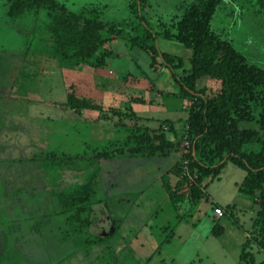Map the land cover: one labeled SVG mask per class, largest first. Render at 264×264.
Returning <instances> with one entry per match:
<instances>
[{
    "label": "rangeland",
    "instance_id": "rangeland-1",
    "mask_svg": "<svg viewBox=\"0 0 264 264\" xmlns=\"http://www.w3.org/2000/svg\"><path fill=\"white\" fill-rule=\"evenodd\" d=\"M56 1V11L25 5L12 13L13 1L0 0V73L11 77L0 78V94L17 88L35 101L32 112L41 111V119H33L24 133L10 126L0 134V264H239L238 231L249 238L259 209L239 191L247 172L229 161L208 187L192 176L181 181L169 170L187 154L190 99L166 94L168 109L182 115L179 128L170 118L153 120L148 107L139 104L158 95L161 76L167 74L166 66L149 67L151 58L142 46L178 34L185 14L208 0H148L145 6L133 0ZM85 19L122 34L90 36ZM261 20L264 0H222L213 26L227 31L240 52L264 67ZM147 27L155 41L147 37ZM89 41L97 49L89 61L82 60ZM100 57L104 64L97 66ZM209 84V78L200 79L198 88ZM71 89L98 108L73 109ZM98 89L114 106L93 100ZM241 125L258 129L255 123ZM163 134L173 143L158 152L166 156H100L157 147L155 137ZM34 135L40 142L32 145ZM259 149L258 144L245 147ZM95 174L102 188L92 201V225L86 230L88 236L106 235L99 244L86 245L63 212L85 195ZM228 206L232 211L220 221L217 209ZM224 223L223 236H214V226L224 229ZM250 249L257 264H264V248L256 241Z\"/></svg>",
    "mask_w": 264,
    "mask_h": 264
},
{
    "label": "trees",
    "instance_id": "trees-1",
    "mask_svg": "<svg viewBox=\"0 0 264 264\" xmlns=\"http://www.w3.org/2000/svg\"><path fill=\"white\" fill-rule=\"evenodd\" d=\"M12 1V13L25 5L49 11L60 8L56 0ZM133 1L140 6H145L148 2ZM221 1L208 0L193 6L178 23V34L163 36L186 45L192 55L189 59L190 68L186 67L185 59L160 51L156 44L143 45L142 48L150 56L152 67L166 66L173 71L181 87V96L188 97L191 101L187 119L190 151L169 172L177 173L181 181L187 182L191 176L198 183L207 181L206 187L221 178L229 161L247 172L239 191L257 204L259 209L253 224L254 230L245 243L239 264H257L250 248L256 241L264 248V69L249 63L247 57L230 41L222 39L213 30L212 21ZM70 16L74 21L80 20L76 15ZM83 27L85 33L93 37L103 31H110L118 36L122 34V31L109 29L107 24L93 19H85ZM146 32L147 37L155 41V33L148 27ZM130 40L133 44L138 43L137 36H130ZM96 49L89 41L80 52L82 60L89 61L93 58ZM68 55L64 53L65 57ZM103 64L104 57H100L97 66ZM178 69H182L181 74L175 73ZM203 78H209L210 84L208 87L198 88V82ZM68 98L73 109L98 108L87 100L78 99L74 89L69 91ZM145 102L147 101L142 100L139 103ZM244 122L255 123L258 129L243 127L241 124ZM155 139L159 141V145L154 148L139 147L116 153L105 152L100 156L104 159L117 156H166L165 152H158L162 150L163 144L171 146L173 143L164 134ZM252 144H258L260 149L246 151L245 147ZM179 185L183 187V184ZM101 188L95 174L87 185L85 195L73 199L68 210L63 212L68 213L66 223L74 224L76 238L86 245L99 244L104 238L103 235L88 236L86 230L92 225V201ZM231 207L224 209L228 213ZM223 232L220 224H216L212 230L216 237H220Z\"/></svg>",
    "mask_w": 264,
    "mask_h": 264
},
{
    "label": "crops",
    "instance_id": "crops-1",
    "mask_svg": "<svg viewBox=\"0 0 264 264\" xmlns=\"http://www.w3.org/2000/svg\"><path fill=\"white\" fill-rule=\"evenodd\" d=\"M213 22H214V20L212 21L213 30L222 39L230 41L235 46V48L240 51V49L233 43V39L231 37H229V34H227V31H225V33H223L221 28H219V29L214 28ZM258 22L262 23V25L261 26L259 25V26L263 27V29H264L263 20H261V22L257 21V24H259ZM263 32H264V30H263ZM161 40H162V43H160V41L157 40V41H159V42H157V46L160 49V51L169 53V54L176 56V57H181V58L185 59L186 63L187 62L189 63V59L191 58L192 55H191V51L186 47L185 44L178 42L177 40H169V39H165V38H163ZM170 41H173V42L171 43ZM175 42H177V43L175 44ZM160 45H161V47H160ZM24 48L25 49H24L23 53L26 54L28 47L25 46ZM244 55L247 57L249 63L254 64L256 66H259L262 69H264V67L260 64V62L254 60V58L253 59L249 58V56H247L246 54H244ZM186 66H187V64H186ZM149 67H152V60L149 62ZM187 68H190V67H187ZM163 71L166 72L168 75L163 73L165 75L161 76V77H163V79L160 80V83L158 85V87L160 88V89H158L159 90L158 95L155 96L154 99L152 97H149L146 99L147 102L139 103V104L143 105L144 107L145 106L148 107L147 110L149 113H151V116H153V118H152L153 120L161 121L163 119L168 120L170 118L173 122H175L174 125H176V127L179 128V126L181 124L179 119L182 118V115H179L177 110H175L176 108L170 109V110L168 109V105L170 103V97L166 96V94L172 93L174 95H178L181 91V87H180L179 83L177 82L176 78H174V77L172 78L173 73L171 72V70L168 67L165 68ZM4 76L10 77L9 73L5 74V75L0 73V78H2ZM142 82H143L142 84L144 86H146L147 81L143 80ZM16 89L15 88L11 89V87H8V89L6 90V92H7L6 95L0 94V97H1L0 98V134L7 133V128L10 126H12L13 128H17V132L24 133V128L31 125L33 123V119H34V122H36V119L37 120L41 119V111H40V108L38 106H36V107H38V109L36 108L37 109L36 113L34 111L33 112L31 111V109H33L34 106L31 105L30 103L35 102V101L29 100L28 96H26L22 92H16ZM98 91H100L101 93H98ZM98 91H97L96 95L94 97H92L94 101L96 100V103L99 102L100 104L108 106V107L114 106L112 104V102L109 101L110 98L104 99V97L102 96L104 89H101V90L98 89ZM100 94H102V95H100ZM85 98L89 99L88 94L86 95ZM171 99H172V96H171ZM151 100H157V102L153 103ZM172 100L173 101H179L180 99H179V97L177 98V96H175V98L173 97ZM180 101H182V100H180ZM23 103H27V104H23ZM7 114H13L14 116L9 117V119H8V117L5 116ZM38 126H40L39 122H38ZM34 132H35V130H33V133ZM39 139H40V137H38V136L36 137L34 135L31 138V141L33 143L32 145H34L33 141L40 142ZM28 145H30V144H28ZM33 155H34V153H33ZM33 158H34V156L31 159L33 160ZM224 219L225 218L223 217L222 220H220V221H223ZM225 225L227 226V224L224 223V227H225L224 232L226 229ZM223 234H222V236H223ZM247 235H248L247 233L241 234V232L238 231L237 237L239 236V238L237 240V248L235 251H239V253L242 254L245 243L248 239ZM241 254H240V256H241Z\"/></svg>",
    "mask_w": 264,
    "mask_h": 264
},
{
    "label": "built area",
    "instance_id": "built-area-1",
    "mask_svg": "<svg viewBox=\"0 0 264 264\" xmlns=\"http://www.w3.org/2000/svg\"><path fill=\"white\" fill-rule=\"evenodd\" d=\"M186 140H187V142H188V149H187V153H189V149H190V141H189V137H188V135H186ZM227 215V212L225 211V209L224 208H222V207H220V208H218L217 209V216H218V218H223V217H225Z\"/></svg>",
    "mask_w": 264,
    "mask_h": 264
},
{
    "label": "water",
    "instance_id": "water-1",
    "mask_svg": "<svg viewBox=\"0 0 264 264\" xmlns=\"http://www.w3.org/2000/svg\"><path fill=\"white\" fill-rule=\"evenodd\" d=\"M113 230H112V232H114V228H112ZM106 233V232H105ZM105 233H103V235H106Z\"/></svg>",
    "mask_w": 264,
    "mask_h": 264
}]
</instances>
